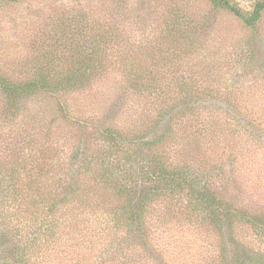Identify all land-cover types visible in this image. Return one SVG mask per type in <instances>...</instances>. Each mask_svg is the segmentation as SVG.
Instances as JSON below:
<instances>
[{
  "label": "rangeland",
  "instance_id": "374dc122",
  "mask_svg": "<svg viewBox=\"0 0 264 264\" xmlns=\"http://www.w3.org/2000/svg\"><path fill=\"white\" fill-rule=\"evenodd\" d=\"M231 1L251 11L258 0ZM177 6L182 15L203 26L193 32L192 51L199 48L185 61L180 56L190 48L164 20L171 16L169 9ZM101 29L111 42L108 66L90 76V86L31 97L14 115L7 112L6 96L0 91V161L10 159L5 148L15 145L30 151L51 143L63 156L61 150L80 142L91 158L107 152L109 147L93 126L81 127L78 120L123 132L147 129L160 107L157 94L162 90L153 94L134 84L133 74L123 64L140 63L154 72L143 76L159 79L164 90L174 92L184 74L202 95L220 98L212 109L221 112L215 141L211 133L195 139L190 122L179 125L176 137L164 142L159 152L166 151L174 164L203 175L223 199L252 214H264V137L259 141L253 134L256 128L246 125L250 113L264 124V12L256 27L250 28L210 0L0 2V74L25 81L34 78L39 67L65 70L82 60L83 31L93 38ZM237 112L243 115V126L236 130L227 113ZM106 198L111 205L116 201L111 194ZM189 204L180 196L150 207L147 221L153 242L168 264H214L218 233ZM237 232L248 246L264 249V238L249 226Z\"/></svg>",
  "mask_w": 264,
  "mask_h": 264
},
{
  "label": "trees",
  "instance_id": "16d2710c",
  "mask_svg": "<svg viewBox=\"0 0 264 264\" xmlns=\"http://www.w3.org/2000/svg\"><path fill=\"white\" fill-rule=\"evenodd\" d=\"M210 1L231 11L250 28L256 27L264 12V0H258L251 11L231 0ZM169 11L166 26L190 48L180 56L185 61L199 48L192 51L193 32L203 26L182 15L178 6ZM105 34L101 29L91 38L83 31L86 49L82 60L65 70L39 67L37 75L25 81H12L0 74L7 112L20 114L27 100L40 94L57 95L90 86L93 74L104 72L108 66L105 61L111 42ZM123 65L133 74L135 85L153 94L162 90L157 94L160 107L147 129L123 132L78 120L81 127L92 125L97 137L109 147L93 158L80 142L61 150L63 156L51 143L30 151L20 145L5 148L10 159L0 161V264H168L153 242L147 217L157 202L180 196H185L191 208L216 229L218 253L214 264H264V249L248 246L237 235L241 226H249L264 238V214H252L223 199L203 175L174 164L166 151L159 152L164 142L176 137L179 125L190 122L195 139L211 133L215 141L221 112L212 109L220 98L202 95L197 84L184 74L171 92L164 90L159 79H146L154 72L140 63ZM57 73L64 76L55 77ZM227 116L236 130L243 126L241 112ZM246 117V125L256 128L254 137L263 141V122L252 113ZM107 194L115 197L114 204Z\"/></svg>",
  "mask_w": 264,
  "mask_h": 264
}]
</instances>
